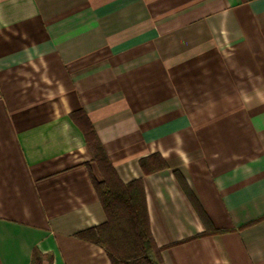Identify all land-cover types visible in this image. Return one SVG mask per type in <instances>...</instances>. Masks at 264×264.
<instances>
[{
	"label": "crops",
	"instance_id": "1",
	"mask_svg": "<svg viewBox=\"0 0 264 264\" xmlns=\"http://www.w3.org/2000/svg\"><path fill=\"white\" fill-rule=\"evenodd\" d=\"M77 110L167 264H264V0H0V264H112Z\"/></svg>",
	"mask_w": 264,
	"mask_h": 264
},
{
	"label": "trees",
	"instance_id": "2",
	"mask_svg": "<svg viewBox=\"0 0 264 264\" xmlns=\"http://www.w3.org/2000/svg\"><path fill=\"white\" fill-rule=\"evenodd\" d=\"M71 116L83 131L92 160L100 170L101 179L95 176L92 179L107 218L104 223L77 233L76 237L103 248L112 264H167L163 256L165 247L156 244L150 229L143 180L123 181L85 112L77 110ZM141 167L145 173H151L166 165L164 159L155 154L143 160ZM179 182L193 201L192 193L180 177ZM217 231L209 227L192 238ZM44 260L51 261V257L34 252L33 264H42Z\"/></svg>",
	"mask_w": 264,
	"mask_h": 264
}]
</instances>
